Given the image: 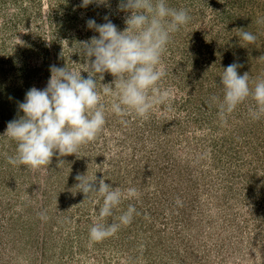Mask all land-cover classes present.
<instances>
[{
  "label": "rangeland",
  "instance_id": "rangeland-1",
  "mask_svg": "<svg viewBox=\"0 0 264 264\" xmlns=\"http://www.w3.org/2000/svg\"><path fill=\"white\" fill-rule=\"evenodd\" d=\"M118 4L0 0V264H264V118L249 119L250 97L225 120L211 102L230 64L250 87L264 78V0H169L191 17L162 56L158 87L171 101L143 121L107 114L93 142L54 155L47 172L9 164L15 144L3 134L22 115L18 103L46 87L51 65L83 67L71 52L98 35L89 19L123 30L129 13ZM245 31L254 44L239 39ZM78 174L135 188L107 218L118 222L132 205L131 223L92 242L100 204L77 190Z\"/></svg>",
  "mask_w": 264,
  "mask_h": 264
},
{
  "label": "clouds",
  "instance_id": "clouds-1",
  "mask_svg": "<svg viewBox=\"0 0 264 264\" xmlns=\"http://www.w3.org/2000/svg\"><path fill=\"white\" fill-rule=\"evenodd\" d=\"M93 2L99 5L107 0H81V7ZM118 10L129 13L123 30L107 16L103 24L93 19L86 22L98 35L80 42L71 52L85 58L83 67L73 71L51 65L46 87H32L25 93L23 102L18 103L22 115L9 121L3 134L15 144L9 164L47 172L54 155L77 154L82 145L93 142L103 130L107 114L115 115L124 124L129 122L128 118L143 121L154 108L171 101V92L158 87L166 75L162 56L173 35L191 19L188 10L170 6L169 0H119ZM239 39L254 44L257 36L245 31ZM240 66L233 63L223 69L219 75L222 97L214 95L211 102L225 120L250 97L255 107L248 116L258 121L264 118V78H258L250 87L248 72H237ZM81 70L88 73L87 78L82 77ZM105 73L113 77L111 83L100 82ZM98 80L103 85L100 89ZM104 98H110L107 107ZM76 180L77 190L85 197L95 194L96 203L100 204L96 222L89 229L92 242L101 241L131 223L136 212L132 205L118 217V222L109 223L107 218L123 199L137 196L135 188L123 193L103 178L97 180L95 174H78ZM40 216L46 219L43 213Z\"/></svg>",
  "mask_w": 264,
  "mask_h": 264
}]
</instances>
